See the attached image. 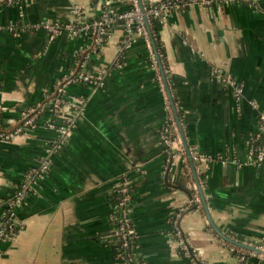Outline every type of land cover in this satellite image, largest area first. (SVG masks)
Listing matches in <instances>:
<instances>
[{
  "label": "crops",
  "instance_id": "crops-1",
  "mask_svg": "<svg viewBox=\"0 0 264 264\" xmlns=\"http://www.w3.org/2000/svg\"><path fill=\"white\" fill-rule=\"evenodd\" d=\"M93 1L0 0L1 128H14L29 107L48 106L38 126L0 137V200L44 157L51 159L15 210L22 229L0 242V264H119L110 214L123 180L136 186L130 215L138 260L194 264L172 234L177 218L201 264H241L211 226L183 150L166 146L161 135L170 115L178 126L175 109L194 159L202 161L196 169L215 226L239 241L264 244V163L249 160V141L264 113V0L187 4L156 21L173 103L145 41L122 48L121 24L102 43L67 30L50 40L34 28L74 21L78 9L96 17L101 4ZM114 5L124 10L129 2ZM89 47L92 56L84 61ZM77 65L103 72V83L71 85L74 101L57 116L47 96ZM233 82L242 86L240 98ZM51 120L56 128L47 125ZM69 120L62 138L58 128ZM244 264H264V256H248Z\"/></svg>",
  "mask_w": 264,
  "mask_h": 264
},
{
  "label": "built area",
  "instance_id": "built-area-1",
  "mask_svg": "<svg viewBox=\"0 0 264 264\" xmlns=\"http://www.w3.org/2000/svg\"><path fill=\"white\" fill-rule=\"evenodd\" d=\"M14 2L21 4L24 0H13ZM249 1V0H248ZM129 7L124 10H119L115 7V0H100L101 11L98 14L99 18L95 19L91 22L86 20V15L83 10L78 9L76 11V19L74 21L68 23H61L58 21H46L42 23H38L34 25L35 29H44L48 32L50 40L56 38V36L62 31L67 30L70 34L78 35V34H93V37L96 38L98 43H102L104 41V36L107 34V27L112 23L121 20L124 31V39L122 43L123 49L130 48L137 38H142L148 48L149 57L151 66L153 69L159 71L158 63L156 59V54L154 52V48L151 41V36L148 30V27L143 18V12L141 11L139 1L138 0H128ZM216 2V0H161L157 3L151 2L148 0L149 6L146 9V14L151 21L162 22L167 19L169 12L175 8H181L186 6L187 4H212ZM93 50L89 47L83 50L84 61L89 59L92 56ZM103 72L90 73L82 69V65H77L74 69H70L66 74L61 76L55 84V96L48 101L52 109L49 110L51 113L56 114L57 116L62 113L65 109L66 105L71 104L74 100L71 99L70 95L67 92V89L75 84V83H89V84H97L100 85L103 82ZM158 78L161 79V77ZM235 86V94L237 98H240L242 94V86ZM164 91L165 87L163 85ZM166 93V92H165ZM168 99V95H166ZM46 105L30 107L26 110H23L21 116L24 120V123L17 127L16 130L12 133H1L0 137H10L13 138L28 128H33L38 126V122L41 120L42 114L46 111ZM44 111V112H43ZM47 125L51 128H56L58 124L51 120L47 122ZM72 126V120L67 121L65 124L61 125L58 130L62 138L67 136L69 130ZM162 140L165 145L170 148H176L178 150H183V141L179 134L178 126L173 117L171 115L168 118L167 125L164 126L162 132ZM249 160L257 165L264 163V113L261 114L259 120V129L258 131L251 137L249 141ZM51 165L50 155H47L43 158L40 164L36 167L31 168L28 172L25 173L22 184L20 187L16 189V191L12 194L10 198L7 199L6 202L8 209H10L9 216L7 220H0V242L8 241L13 237H9L6 234V230L8 227H11V224L8 225V222L12 220V224H19L20 230L22 229V224L19 220H17L15 215L16 208L21 205L24 201L28 193L32 190L35 182L44 176V174L48 171ZM194 189V188H193ZM131 185L127 180L120 181L117 183L115 188L116 200L114 203L113 210L110 214L111 221L113 222L114 231L111 234V239L113 241L120 240L122 242V246L124 248H130L131 251V260L136 259V264H146L145 262H137V258L134 254V247L137 238V234L135 232V228L132 224L131 220ZM196 200H199V197L196 195ZM2 200H0V204ZM118 210H121L118 213ZM6 214V213H5ZM174 226L177 228L176 237L181 246L184 247L186 255H190V252L186 246V240L183 237V233L178 226V220L175 218ZM179 227V228H178ZM249 253H245V251H240V254L237 256L238 260L241 264H244L248 259V256L257 255V253L248 251ZM260 256H264L260 254ZM117 260L119 264H135L128 263L123 260V256L121 253L117 254Z\"/></svg>",
  "mask_w": 264,
  "mask_h": 264
},
{
  "label": "trees",
  "instance_id": "trees-1",
  "mask_svg": "<svg viewBox=\"0 0 264 264\" xmlns=\"http://www.w3.org/2000/svg\"><path fill=\"white\" fill-rule=\"evenodd\" d=\"M100 2V0H95V1H93V5L94 6H96L98 3ZM146 6L148 7L149 6V4H146ZM99 18V15H97L96 17H87L86 16V20L87 21H89V22H91V21H93V20H95V19H98ZM116 24H121L122 25V21L121 20H119V21H116V22H114V23H112L111 25H109L108 27H107V29H108V31H107V34L104 36V41H106V39H107V35H108V33L110 32V30L113 28V26L114 25H116ZM150 25H151V30H152V33H153V36H154V40H155V43H156V46H157V49H158V52H159V55H161V54H163V48H162V46H161V43H160V41H159V39L158 38H156V31H157V24H156V21H151L150 22ZM122 27H123V25H122ZM52 96H55V91L53 90L51 93H49V95L47 96V99H48V101L52 98ZM36 106H41V105H35V106H32V107H36ZM30 108V107H29ZM50 109H52V106H50ZM26 110V109H25ZM44 112V111H43ZM22 113V112H21ZM24 123V120H23V118H22V116H20V118H19V120H18V122H17V124L15 125V127L14 128H11L10 130H4V129H2L1 127H2V125L0 124V132L1 133H5V134H8V133H12V132H14L15 130H16V128L17 127H20L22 124ZM39 123L40 122H38V125H39ZM24 132V131H23ZM22 132V133H23ZM170 151V150H169ZM171 152H173V150H171ZM182 153H183V156L185 157V155H186V157H187V159H188V156H187V153H186V150L184 151V148H183V151H182ZM189 160V159H188ZM190 163V162H189ZM28 172V171H27ZM169 178V177H168ZM194 177H192V181H190V182H194V179H193ZM21 184H22V181L18 184V187H20L21 186ZM182 186H186V183H183L182 184ZM187 191H188V193H189V195H190V197L192 198V199H195V196H196V194H197V192H196V190H194V189H192V188H189V190L188 189H186ZM135 194H136V186H131V191H130V195H131V202H133V200H134V197H135ZM12 196V194H10L9 196H6V197H4V198H2V203L0 204V220H2V221H5V220H7V218H8V216H9V212H10V209H8V206H7V203H4V202H6L7 201V199L8 198H10ZM195 205V204H194ZM120 211L121 210H118V213H120ZM6 213V214H5ZM11 224V227H8L7 228V230H6V234H7V236H9V237H13V236H15V235H17V233L20 231V225L19 224H12V220L11 221H9L8 222V225H10ZM176 232H177V228L174 226V228H173V231H172V234L176 237ZM183 233V232H182ZM183 237L184 238H186V236H185V234L183 233ZM177 238V237H176ZM114 245H115V248H116V252H117V254L118 253H121L122 254V256H123V260L125 261V262H128V263H135L136 264V259H134V260H131V258H132V256H131V251H130V248H124L123 246H122V242L119 240H115L114 242ZM186 246H187V248H188V250H189V252H190V255L188 256L187 255V258H188V261L190 262V263H194V264H201V262H200V259L195 255V253L188 247V244H186ZM230 246H231V248L233 249V251H234V253H235V255L236 256H238L239 254H240V251H245V253H249L246 249H242V248H240V247H238V246H236V245H234V244H230ZM183 250H185L184 249V247H181ZM184 253H186L185 251H184ZM248 261V259L246 260V262ZM137 262L138 263H140V262H144V261H142V260H138L137 259ZM245 262V263H246Z\"/></svg>",
  "mask_w": 264,
  "mask_h": 264
},
{
  "label": "water",
  "instance_id": "water-1",
  "mask_svg": "<svg viewBox=\"0 0 264 264\" xmlns=\"http://www.w3.org/2000/svg\"><path fill=\"white\" fill-rule=\"evenodd\" d=\"M138 1H139V5H140V8H141V11L143 12L144 21H145V23H146V25L148 27V30H149V33H150V36H151V41H152V45H153V48H154V52L156 54L157 62L159 64L161 73H162V75L164 77V80L166 82V86H167V89H168L167 78H166L164 66L162 64L161 57L159 55V52H158V49H157V46H156V43H155V40H154V36H153L152 30H151L150 20L148 18V15L146 14V9L148 8L146 6V4L148 3V0H138ZM168 93H169V98H170L171 102L173 103L172 94H171L169 89H168ZM174 111H175L176 120L178 122V127H179V130H180V133H181V138H182V141H183V145L185 147V150H186L190 165H191L192 170H193L194 178H195V181H196V186H197V189H198V192H199V195H200V201L203 203V205L205 207L206 214H207V217H208V220H209L211 226L219 234V236H221L225 241H227V242H229L231 244H234V245H236V246H238L240 248H244L246 250L255 252L257 254L264 255V244H262L260 242L247 243V242L239 241L236 238H232V237H229L228 235L224 234L221 230H219L215 226V224H214V222H213V220L211 218V214L209 212V208H208V204H207V201H206V198H205V194L203 192V189H202V186H201V182H200V179H199V175H198V172H197V169H196V164L197 163H201L202 161L199 160V162H197L194 159L192 151H191V148H190V146L188 144V141H187V138H186L185 133L183 131L181 122L179 120V115H178V113L176 112L175 109H174Z\"/></svg>",
  "mask_w": 264,
  "mask_h": 264
}]
</instances>
